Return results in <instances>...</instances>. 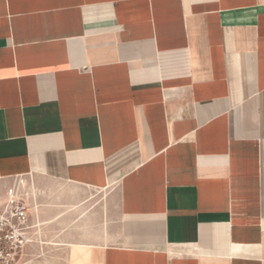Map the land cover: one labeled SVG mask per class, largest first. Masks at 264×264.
I'll return each mask as SVG.
<instances>
[{
  "label": "crops",
  "instance_id": "crops-1",
  "mask_svg": "<svg viewBox=\"0 0 264 264\" xmlns=\"http://www.w3.org/2000/svg\"><path fill=\"white\" fill-rule=\"evenodd\" d=\"M13 264H264V0H0Z\"/></svg>",
  "mask_w": 264,
  "mask_h": 264
},
{
  "label": "built area",
  "instance_id": "built-area-1",
  "mask_svg": "<svg viewBox=\"0 0 264 264\" xmlns=\"http://www.w3.org/2000/svg\"><path fill=\"white\" fill-rule=\"evenodd\" d=\"M0 210V264H13L17 255L31 242L28 236V211L13 189Z\"/></svg>",
  "mask_w": 264,
  "mask_h": 264
}]
</instances>
